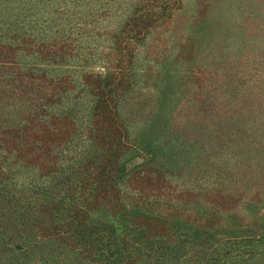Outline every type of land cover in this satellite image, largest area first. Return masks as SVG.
Listing matches in <instances>:
<instances>
[{
  "label": "rangeland",
  "instance_id": "1",
  "mask_svg": "<svg viewBox=\"0 0 264 264\" xmlns=\"http://www.w3.org/2000/svg\"><path fill=\"white\" fill-rule=\"evenodd\" d=\"M104 54L99 50L96 72L113 65L112 54ZM136 54L140 84L124 105L131 136L138 140L160 125L152 130L155 143L129 161L120 185L135 206L129 226H139V237L145 225L139 244L146 252L135 251L128 234L117 245L120 230L106 232L109 226L98 222L90 225L91 240L113 264H207L209 243L219 237H243L247 244L264 231V0H182ZM165 126L180 138L168 139ZM30 167L28 173H39L36 162ZM18 176L22 186L30 183L24 173ZM11 191L28 206L27 189V196ZM57 212L50 207L47 216ZM68 220L58 225L57 247L36 221L0 207V264H20L18 258L23 264H106L104 257L94 260L96 250L79 242L80 227ZM230 245L228 258L217 264H241L235 260L240 253L252 256L248 264H264V246Z\"/></svg>",
  "mask_w": 264,
  "mask_h": 264
},
{
  "label": "trees",
  "instance_id": "2",
  "mask_svg": "<svg viewBox=\"0 0 264 264\" xmlns=\"http://www.w3.org/2000/svg\"><path fill=\"white\" fill-rule=\"evenodd\" d=\"M181 2L0 0V207L15 209L24 221H36L54 246L62 238L58 225L70 219L80 227L79 242L96 250L94 260L104 257L106 264H113L91 240L94 222L109 226L106 232L120 230L117 245L128 234L135 251L146 252L139 244L145 225L139 237V226H129L135 206L125 199L120 184L129 161L155 143L152 130L160 124H152L138 140L132 138L124 105L143 71L137 46ZM102 39L109 44L104 47ZM99 50L107 57L112 54L113 65L104 73L94 69ZM163 118L161 114L154 121ZM165 128L168 139L180 138ZM35 162L40 169L36 175L35 168L28 173ZM19 172L31 178L29 184L18 182ZM11 189L21 196H27V189L32 194L28 206ZM61 191L67 193L61 196ZM50 207L58 212L47 216ZM225 238L209 243L207 264L227 259L228 243L250 251L264 246V231L247 244L243 237ZM125 256L131 260L135 255L128 250ZM238 256L241 264L252 259L240 253L235 260Z\"/></svg>",
  "mask_w": 264,
  "mask_h": 264
}]
</instances>
